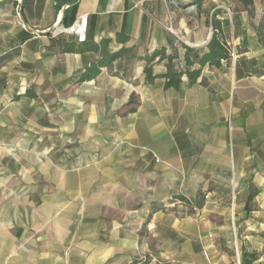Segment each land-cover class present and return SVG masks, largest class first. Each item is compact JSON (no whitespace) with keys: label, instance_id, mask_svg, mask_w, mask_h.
Segmentation results:
<instances>
[{"label":"crops","instance_id":"crops-1","mask_svg":"<svg viewBox=\"0 0 264 264\" xmlns=\"http://www.w3.org/2000/svg\"><path fill=\"white\" fill-rule=\"evenodd\" d=\"M59 3L77 5L74 24L88 15L84 43L0 25V57L11 55L0 67V264H242L252 253L264 264V239L247 224L262 218L254 202L264 209V47L242 41L219 11L236 59L166 89L165 78L146 82L148 57L170 53L169 37L206 49L213 36L185 17V1L23 0L21 9L43 32ZM104 40L111 54L129 52L82 81ZM153 70L166 74V62ZM229 177L240 182L234 197L207 200ZM236 222L240 237L248 226L238 263L219 247Z\"/></svg>","mask_w":264,"mask_h":264},{"label":"rangeland","instance_id":"rangeland-1","mask_svg":"<svg viewBox=\"0 0 264 264\" xmlns=\"http://www.w3.org/2000/svg\"><path fill=\"white\" fill-rule=\"evenodd\" d=\"M186 3L185 7V17L190 20V22L196 23L197 29L206 24H212V18L214 15L222 11L220 17H224L225 24L228 25L232 30L236 29L237 33L239 32L242 35V41H248L249 43H258L264 47V0H253V7L251 10H247L238 0H204L200 6L195 5L196 0H183ZM21 0H0V25L1 27L9 26L11 20L16 21L19 25H22L19 12L21 9ZM223 13L225 15H223ZM23 26V25H22ZM11 27L4 28L3 32H10ZM57 33V32H56ZM235 33V31H234ZM67 36V35H64ZM230 37V35H228ZM257 45V44H256ZM260 66L261 63H264V58L261 56L258 57ZM223 191L216 192L215 195H211L208 198L210 201L222 199L225 203H228L225 200H230L234 197V188L236 184H239L238 181H233L232 179L225 178L223 181ZM258 183H262L261 180ZM209 197V195H206ZM255 197V193L253 194ZM207 199V198H206ZM207 199V200H208ZM252 209L259 211L260 213L256 214L258 217L248 221L250 230L253 229L255 236H258L264 239V209L257 207L255 202L251 206ZM223 212H227V209H222ZM261 222V223H260ZM262 225H260V224ZM229 225L230 228L223 230L225 234L222 235L221 243L219 242V247L223 251H226L233 260L238 263V256L241 252V242L244 239L245 231L248 226L246 223L241 224V237L238 233V223ZM252 233V232H250ZM251 249V246H248ZM264 252V251H263Z\"/></svg>","mask_w":264,"mask_h":264},{"label":"trees","instance_id":"trees-1","mask_svg":"<svg viewBox=\"0 0 264 264\" xmlns=\"http://www.w3.org/2000/svg\"><path fill=\"white\" fill-rule=\"evenodd\" d=\"M247 10H251L253 7V0H238ZM204 0H196L195 5L200 6ZM71 5L68 10H66L62 25L65 28H70L74 25L76 14H77V5ZM58 10L62 9V3H59L57 6ZM218 13L212 18V30L213 36L211 41L206 46V49H195L186 46L183 43H177L176 39L173 37L168 38V45L171 49V52H168V48H162L157 50L147 59V66L145 68V80L147 83L154 82L157 78L166 79V89H176L179 88L182 84L183 76H187L189 83L191 85L197 83L201 72L206 65L220 67L222 61L228 60L231 58L232 50L228 41L223 33L222 21L217 18ZM119 41L126 42L127 37L121 38L119 36ZM111 43V40H104L101 47L97 46L95 50L101 51L102 59L98 64L92 65L86 70L82 75L81 80H91L95 78L100 73V68L108 66L111 63L117 61L124 54H127L129 50L123 49L118 53L111 54L108 51V46ZM68 51H74L75 43L72 42L67 47ZM11 59V55H4L0 57V67L3 66L6 62ZM158 63L166 62L167 72L164 75H155L153 66L155 62ZM28 96L34 97L35 95L27 92ZM256 253L243 255L242 264H251L256 260ZM247 258V259H246ZM249 259V260H248Z\"/></svg>","mask_w":264,"mask_h":264},{"label":"built area","instance_id":"built-area-1","mask_svg":"<svg viewBox=\"0 0 264 264\" xmlns=\"http://www.w3.org/2000/svg\"><path fill=\"white\" fill-rule=\"evenodd\" d=\"M88 26H89V17L88 15H84L81 16L72 27L70 28L62 27L63 29L58 34L76 37L78 43H84L87 40ZM231 46H232V56H234L236 59L235 50H234L236 44L233 43ZM206 198L208 199L209 197L206 196Z\"/></svg>","mask_w":264,"mask_h":264},{"label":"water","instance_id":"water-1","mask_svg":"<svg viewBox=\"0 0 264 264\" xmlns=\"http://www.w3.org/2000/svg\"><path fill=\"white\" fill-rule=\"evenodd\" d=\"M21 3H23V0H21ZM71 5H65L63 8H62V12H61V17L59 19V21L52 27L50 28L49 30L47 31H43V32H40V31H37L35 29H33L28 23L27 21L25 20L24 16H23V13H22V9H20V12H19V16H20V20H21V23L23 25V28L26 30V31H29L33 34H37V35H51V34H56V31L59 27H64L62 25V21H63V18H64V15H65V12L66 10L70 7Z\"/></svg>","mask_w":264,"mask_h":264},{"label":"bare ground","instance_id":"bare-ground-1","mask_svg":"<svg viewBox=\"0 0 264 264\" xmlns=\"http://www.w3.org/2000/svg\"><path fill=\"white\" fill-rule=\"evenodd\" d=\"M62 29V27H59L56 32L59 33Z\"/></svg>","mask_w":264,"mask_h":264}]
</instances>
